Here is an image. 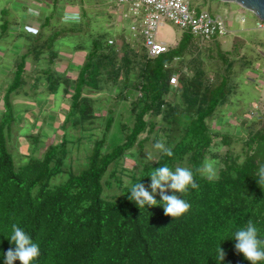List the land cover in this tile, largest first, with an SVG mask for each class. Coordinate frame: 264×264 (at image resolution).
Masks as SVG:
<instances>
[{
	"label": "trees",
	"instance_id": "trees-1",
	"mask_svg": "<svg viewBox=\"0 0 264 264\" xmlns=\"http://www.w3.org/2000/svg\"><path fill=\"white\" fill-rule=\"evenodd\" d=\"M106 35L89 44L91 52L76 80L60 139L39 146L41 137L33 134L38 141L35 153L21 142L15 152L6 131L18 114L13 91L5 95L9 107L0 116V264H5L7 251L15 249L9 239L13 224L39 246L32 264H251L236 251L234 234L251 220L257 238L264 241V183H259L264 114L241 119L239 133L212 126L217 110L239 92L238 79L246 66L239 72L230 52L216 42L208 48L209 57L215 58L216 47L222 67L209 77L202 59L186 60L208 41L191 32L156 57L146 49L140 55L134 45L114 43ZM173 75L180 86L171 83ZM93 97L110 104L95 106ZM118 103L121 108L128 105L127 111L117 108ZM117 117L120 132L117 140L110 139ZM68 124L80 134L68 132ZM89 136L91 149H82V158L74 156L73 143ZM237 140L242 141L238 152ZM157 141L170 147L173 156L157 150L155 160H146L145 148ZM219 143L228 146L222 157L214 152ZM19 145L27 151L25 160ZM210 157L223 162L215 178L203 172ZM159 166L187 168L198 184L186 194L168 190L190 204L179 218L164 215L158 192L154 207H139L128 198L131 185L140 182L148 188L149 175Z\"/></svg>",
	"mask_w": 264,
	"mask_h": 264
},
{
	"label": "crops",
	"instance_id": "crops-1",
	"mask_svg": "<svg viewBox=\"0 0 264 264\" xmlns=\"http://www.w3.org/2000/svg\"><path fill=\"white\" fill-rule=\"evenodd\" d=\"M20 1L22 4L10 1L6 7H0L1 14L6 13L0 15V116L9 107L6 93L13 91V108L16 110L19 105L16 113L28 122L26 125L22 122L19 128L26 133L12 139H28L36 134L35 129L45 127V119L53 108L58 107L59 117L55 115L51 124L58 126L56 130L60 137L55 138L60 139L65 131L63 122L73 105L69 99L74 97L76 80L88 59L89 44H93L94 38L102 37L106 32V38H113L114 43L133 45L140 40L143 45V42L133 35L129 20L121 15L127 5L109 0ZM112 5L117 9L112 10ZM65 16L78 19L65 21ZM28 91H34L36 97L43 94L39 99L41 106L36 105L37 99L29 100ZM102 101L99 106H109L108 101ZM16 122L12 123L10 133H17L13 127ZM75 131L81 132L77 127Z\"/></svg>",
	"mask_w": 264,
	"mask_h": 264
},
{
	"label": "rangeland",
	"instance_id": "rangeland-1",
	"mask_svg": "<svg viewBox=\"0 0 264 264\" xmlns=\"http://www.w3.org/2000/svg\"><path fill=\"white\" fill-rule=\"evenodd\" d=\"M10 1L11 3L15 1V4L17 3L22 4L23 2L20 0H0V7L3 6L6 7V5ZM192 5L195 6L197 10L206 9L213 14L221 15L223 18H225L227 22L229 32L228 34L219 37V39L217 40L207 39L208 41L201 42L202 45L201 51L196 55L195 54L188 55L186 57V60L190 62L193 57H197V59L198 58L202 59L205 62V68L208 69L207 75L211 78H214L217 70H221L220 67H222V62L221 60H219V57L217 56L216 47L214 50L215 58L213 60L210 59L209 57L210 53L208 48L211 44L214 47L215 43L219 42L222 50L230 52V57L236 61L237 70L239 72H241L240 70H243L241 66L242 67L246 66L247 68L242 74V76H240L238 79L240 81L239 82L240 86L238 87L239 92L233 94L230 102L221 106L217 110L216 114L214 115L215 119L212 122L213 127H218V125H223L221 127L222 130L226 129L233 133H239L240 127L243 128L244 126L241 119L243 118L246 119L247 117L250 118L251 115H254L255 117L256 114L257 115L264 114V28L259 27L258 25L259 18L252 11L246 10L240 5L233 2H224L220 0H192ZM111 9L116 10L117 7L112 5ZM22 14H26V13L23 12ZM0 15L4 16L6 15V13L1 14L0 12ZM188 33H189L188 30L179 28L172 21H166L164 24L159 26L158 39L174 47L178 44L183 34H188ZM71 44L72 43H70L69 45ZM133 45L135 46L137 52L139 54L141 53L140 55H143L145 53V48L140 42L135 41ZM241 61L244 62L245 64H243ZM187 70L189 75H193L192 69L189 68L184 69V71ZM178 85L180 86V83ZM28 94H29L28 95L29 100L37 99L36 105L41 106V102L39 101V99L42 98L43 94L38 95L37 97L34 91H28ZM102 97L106 98V94H102ZM173 97H174V93H171L169 98L171 99ZM93 98L96 101L95 106H99L101 102H104L101 100H96V97ZM72 99H73L72 97L71 99H69L70 103L73 101ZM107 100H109V98H107ZM55 103L57 106L58 99L56 100ZM30 105H28V107H30ZM122 105L123 104L120 105L118 103L117 108L120 109ZM125 107L127 108L128 105L124 104V107L121 108L124 112L127 111ZM16 108H17L16 111H18L20 109V106L18 105L16 106ZM57 108L58 107L53 108L54 110H52L49 113V116L45 119V124H44L45 127L43 129L39 128L34 130L36 136L41 137L38 138L40 139L39 146L41 143L42 145L48 146L50 144L49 142L51 141L53 142L55 140L54 139L55 137L56 138L60 137L59 132L56 130L58 126H53L51 124L52 121L54 120L55 115L57 116V118L59 117L58 115L59 112ZM119 109H116V111H118ZM36 112L37 110L34 111V113ZM15 117L17 118V122L13 124V127L16 129L17 133L13 134L8 131H6V133L9 134L7 139L12 140V146L15 147L14 150L16 152L17 151L16 143H18L19 140H13L11 138L15 136L16 138H18V135H22L26 133V130L19 129L22 126V122L25 123L24 116L22 117V119L18 116ZM119 120L120 118L117 117L116 123H114V129H113L114 132L109 134L110 139L116 137L117 140L118 134L120 132ZM27 122L25 123V125L27 124ZM28 127H30V124L28 125ZM67 130L70 133L76 132L75 128L71 127L69 124L67 125ZM242 134H244V132ZM145 135L146 134H143V136ZM71 137H73V134H71ZM31 138L32 139L21 138L20 142L21 145L24 144L28 146L27 150H29L32 147L31 151L35 153L33 147L35 145L38 146L37 145L38 141L35 137H31ZM90 138L91 137L89 136L83 141H80L79 143L78 141H75L73 143L72 146L74 147V156H77L78 154L81 158L85 156V152L82 149H84L85 151H87L89 148L91 149L93 143ZM82 143H84V146L81 145ZM21 145L18 146L20 151L22 148ZM80 146H82L81 152L76 150V147L80 148ZM227 149L228 146L219 143L214 147V152L220 154V157H222L227 152ZM241 149H242V141L237 140L235 142L234 150L238 152L241 151ZM145 151L150 152L152 154L153 160L157 158L156 155L157 150L153 147L152 143H150L145 148ZM24 152H27L25 148L21 151L22 154H20V157L23 160H25V158H27L28 156V154L24 155ZM146 152L144 153V156H146ZM43 154L44 151L41 152V155ZM221 160L222 158H218V157L208 158L204 162V167H203L204 174L210 178L217 177L219 174L220 167L223 165V162Z\"/></svg>",
	"mask_w": 264,
	"mask_h": 264
},
{
	"label": "clouds",
	"instance_id": "clouds-1",
	"mask_svg": "<svg viewBox=\"0 0 264 264\" xmlns=\"http://www.w3.org/2000/svg\"><path fill=\"white\" fill-rule=\"evenodd\" d=\"M64 19L65 21H75L78 18L76 16H65ZM9 146H12V144L9 143ZM153 147L168 157L173 156L172 149L166 147L162 141L155 142ZM146 160L153 161L150 152H146ZM149 177L151 183L148 188L151 189V192L143 183L139 182L131 185L128 198L134 201L137 206H157L158 201L155 195L158 192L165 216L179 218L189 210L190 204L181 198V195H169L167 192L170 189L173 193L186 194L189 187L198 188L191 170L177 167L173 171L168 166H159L154 168ZM259 183H264V166H261L259 170ZM9 239L15 245V249H9L5 254V264H13L16 260H19L21 264H32V261L39 256V246L33 243L30 236L16 224L12 225V235ZM234 239L236 240L234 245L236 251L242 253L244 258L250 261L251 264H257V262L264 260V249L261 248L264 241L257 238V228L251 220L248 221L245 228L235 232ZM219 254L222 260L224 253L220 248Z\"/></svg>",
	"mask_w": 264,
	"mask_h": 264
},
{
	"label": "built area",
	"instance_id": "built-area-1",
	"mask_svg": "<svg viewBox=\"0 0 264 264\" xmlns=\"http://www.w3.org/2000/svg\"><path fill=\"white\" fill-rule=\"evenodd\" d=\"M119 5H127L122 17L129 20V28L135 37L142 39L147 54L156 57L168 51L171 45L158 39L159 26L172 21L179 28L188 30L202 39L222 37L229 32L225 18L206 9L197 11L192 0H109ZM258 25L264 28V20ZM113 43V39L109 40ZM177 85L176 75L170 79Z\"/></svg>",
	"mask_w": 264,
	"mask_h": 264
},
{
	"label": "water",
	"instance_id": "water-1",
	"mask_svg": "<svg viewBox=\"0 0 264 264\" xmlns=\"http://www.w3.org/2000/svg\"><path fill=\"white\" fill-rule=\"evenodd\" d=\"M233 2L246 10L252 11L259 19L264 20V0H220Z\"/></svg>",
	"mask_w": 264,
	"mask_h": 264
}]
</instances>
